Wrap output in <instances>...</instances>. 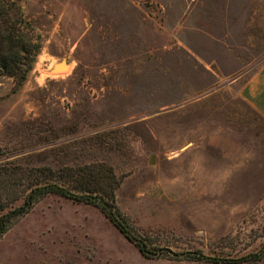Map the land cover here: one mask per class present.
Wrapping results in <instances>:
<instances>
[{
  "label": "rangeland",
  "instance_id": "obj_1",
  "mask_svg": "<svg viewBox=\"0 0 264 264\" xmlns=\"http://www.w3.org/2000/svg\"><path fill=\"white\" fill-rule=\"evenodd\" d=\"M17 1L41 49L22 86L0 75V154L103 158L138 234L251 258H148L99 207L49 194L0 239V264H264V115L245 97L264 0Z\"/></svg>",
  "mask_w": 264,
  "mask_h": 264
},
{
  "label": "trees",
  "instance_id": "obj_2",
  "mask_svg": "<svg viewBox=\"0 0 264 264\" xmlns=\"http://www.w3.org/2000/svg\"><path fill=\"white\" fill-rule=\"evenodd\" d=\"M12 12H15L17 22L12 21ZM25 24L28 23L22 16V8L17 0H0V75L13 76L17 87L27 80L41 49V40L34 38L25 29ZM20 155L0 154V239L45 196L58 194L75 202L99 207L148 258L174 255L213 263L242 262L251 258L211 256L201 251L174 252L138 234L125 221L116 202V190L121 179L103 158L63 167L53 162L23 166ZM259 254H255L251 260H259Z\"/></svg>",
  "mask_w": 264,
  "mask_h": 264
},
{
  "label": "crops",
  "instance_id": "obj_3",
  "mask_svg": "<svg viewBox=\"0 0 264 264\" xmlns=\"http://www.w3.org/2000/svg\"><path fill=\"white\" fill-rule=\"evenodd\" d=\"M246 99L264 115V65L258 75L246 84Z\"/></svg>",
  "mask_w": 264,
  "mask_h": 264
},
{
  "label": "water",
  "instance_id": "obj_4",
  "mask_svg": "<svg viewBox=\"0 0 264 264\" xmlns=\"http://www.w3.org/2000/svg\"><path fill=\"white\" fill-rule=\"evenodd\" d=\"M61 63H65V61L60 62L59 64H56L53 68V71H58L60 68H62Z\"/></svg>",
  "mask_w": 264,
  "mask_h": 264
}]
</instances>
